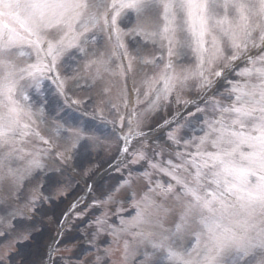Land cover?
<instances>
[{
	"label": "snow or ice",
	"instance_id": "6c2138e0",
	"mask_svg": "<svg viewBox=\"0 0 264 264\" xmlns=\"http://www.w3.org/2000/svg\"><path fill=\"white\" fill-rule=\"evenodd\" d=\"M149 43L161 54L141 62L161 61L163 68L145 77L143 99L139 89L131 107L122 97L125 114L111 124L119 126L125 158L150 170V186L135 216L119 225L97 219L93 239L122 240L123 264H264V0H0V188L7 185L20 200L19 191L44 176L49 193L37 184L25 198L26 212L0 199V222L9 218L0 242L10 241L0 264H58L63 231L44 244L38 261L27 259L40 247L47 215L41 206L55 203L65 169L70 173L74 158L90 154L106 127L103 119L81 124L68 115L69 102L82 103L69 95L70 84L84 78L81 62L93 83L105 73L125 77L136 60L129 45ZM190 84L202 99H181ZM110 91L104 86L102 95ZM173 100L184 112L162 117L157 127L168 129L175 162L150 156L142 131ZM46 110L54 136L66 141L63 150L42 135ZM181 130L183 136L174 135ZM165 197L172 206L159 203Z\"/></svg>",
	"mask_w": 264,
	"mask_h": 264
},
{
	"label": "rangeland",
	"instance_id": "374dc122",
	"mask_svg": "<svg viewBox=\"0 0 264 264\" xmlns=\"http://www.w3.org/2000/svg\"><path fill=\"white\" fill-rule=\"evenodd\" d=\"M145 23L150 28L152 20L149 19ZM131 39V37H126L125 42L128 43ZM92 47L96 48L98 52L107 53L108 51L106 47L101 45H93ZM129 52L136 57V60L133 62L132 70L125 77L105 73L102 80L93 83L91 76L82 70L83 62H81V75L84 78L78 83L70 84L69 95L72 99L80 100L82 103L75 105L69 102L66 105L68 115L79 120L81 124H97L103 119L106 127L102 132L97 133L99 141L91 145L90 154L84 159L74 158L72 165L74 170L70 173L65 169V175L62 178L66 179L67 183L57 186L55 203L49 202L41 206L43 212H46L47 215L43 216L44 223L41 225L43 232L38 237H42L46 231L45 239L46 242H49L50 238L55 237L58 232L63 231L64 233L59 251L55 253L58 264H123L121 259L122 240L118 243L109 234H102L97 239H93L91 235L95 231L93 224L97 219H105L108 224L119 225L121 218L128 220L135 216V206L150 186L146 174L150 170L143 163L132 164L125 158V154L120 151L123 147L122 141L115 134L118 132L119 126L111 124V121L117 120L125 114L126 109L122 97H126L129 107H131L136 99L135 90L139 89L140 99H143L145 91L143 81L145 77L158 74L163 68V62L158 61L157 64H143L141 62L142 57L151 59L160 55L161 50L158 45L149 43L147 47L141 45L139 49L132 48L129 45ZM250 54L254 55L255 50ZM115 63L114 60L113 67ZM104 86L110 87L111 91L102 95ZM210 95L211 93H206L203 98ZM101 99L105 101L103 104H100ZM109 99L117 105L118 110L111 108L108 103ZM181 99L197 100L202 98L192 89L190 84L189 89L182 93ZM35 104L36 101L34 100V107ZM201 106H204L203 103H201ZM209 107L211 106L209 105ZM101 109H103V116H101ZM175 112L183 113L184 108L173 100L167 110L145 121L146 126L142 127V131L146 133L144 142L150 156L160 153L161 160L173 159L175 162L173 154L177 151V148L165 136L168 129L157 127L158 124L163 123L162 117L171 118V114ZM45 115L49 124L45 125L41 122L40 128L42 135L47 136L50 131L53 133L51 121L54 117L49 114L48 110L45 111ZM174 135L183 136L184 131L181 130L179 133H174ZM59 139L61 140L59 141L60 145H64L59 147L63 150L67 146L66 141L62 138ZM47 163L53 168L60 167L55 159H51ZM121 164L125 165L124 168L120 167ZM152 176L153 179L165 184L171 182L170 177L159 173H153ZM39 183L45 185L39 191L47 196L49 194L46 190L47 180L46 177L41 176L38 180L33 179L20 190L21 199L29 197ZM77 184L82 185V187H77ZM71 188L74 189L71 190ZM59 192H63L65 197H61ZM73 194L77 196L81 194V196L74 198ZM110 195L111 198L107 200L106 197ZM0 199L11 201L15 205L20 202L19 200H13V193L7 194L4 187L0 188ZM22 201L26 202V199ZM81 201L89 203L88 209L82 210L83 207H80ZM159 203L164 206H172L174 202L171 198L165 197ZM99 211L102 215L94 218ZM0 215H3V213H0ZM7 219L9 218L5 217V221L0 222V230H3L6 226ZM59 221H62V225L58 226ZM12 222L15 223V221ZM166 227H171V223L166 224ZM9 242H0V252L7 248ZM187 243L188 238L186 237L185 244ZM40 252L38 257L27 259L30 262L38 261L44 253L42 249ZM77 254L78 260L76 259ZM59 257H64V259H59ZM128 264H133V262L129 260Z\"/></svg>",
	"mask_w": 264,
	"mask_h": 264
}]
</instances>
